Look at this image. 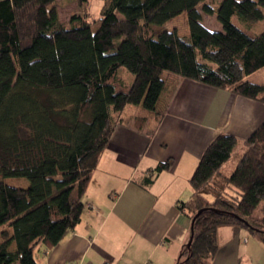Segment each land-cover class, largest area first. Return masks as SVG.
Returning <instances> with one entry per match:
<instances>
[{
  "label": "trees",
  "instance_id": "1",
  "mask_svg": "<svg viewBox=\"0 0 264 264\" xmlns=\"http://www.w3.org/2000/svg\"><path fill=\"white\" fill-rule=\"evenodd\" d=\"M100 1L97 19L63 21L57 0H0V176L29 181L0 183V229H12L1 234L0 264H38L37 246L52 249L77 227L121 114L141 105L155 113L164 72L264 103V78L251 80L264 70V31L251 29L264 19V0ZM214 13L221 30L203 23ZM182 14L188 36L165 28ZM123 67L134 75L131 84L119 75ZM241 145L235 170L225 174ZM173 166L160 163L147 184ZM190 183L192 199L181 209L193 233L177 264H212L225 226L264 244V209L255 216L264 201V123L242 144L233 135L216 137Z\"/></svg>",
  "mask_w": 264,
  "mask_h": 264
},
{
  "label": "crops",
  "instance_id": "2",
  "mask_svg": "<svg viewBox=\"0 0 264 264\" xmlns=\"http://www.w3.org/2000/svg\"><path fill=\"white\" fill-rule=\"evenodd\" d=\"M162 79L155 113L121 114L83 198L81 222L56 247L41 246L38 264H177L192 227L181 205L192 199L190 179L200 159L221 134L242 144L264 123V103L170 72ZM243 150L241 145L223 172L235 170ZM168 160L174 166L148 185L146 177ZM252 236L221 227L212 264H263L264 244Z\"/></svg>",
  "mask_w": 264,
  "mask_h": 264
},
{
  "label": "rangeland",
  "instance_id": "3",
  "mask_svg": "<svg viewBox=\"0 0 264 264\" xmlns=\"http://www.w3.org/2000/svg\"><path fill=\"white\" fill-rule=\"evenodd\" d=\"M218 2H221L222 0H217ZM58 4V11L60 18L63 21L69 20L73 15L76 14H87V16L91 19H97L100 16L101 9L103 7V3L100 0H89V3L86 5H80L76 0H57ZM203 23L206 27H208L211 30H221L222 26L220 22L217 19V14L214 13L211 16H205L203 19ZM235 23L241 24L239 20H235ZM96 28V27H95ZM165 28L168 30H173L176 29L179 33L180 36H188L189 35V26H188V21H187V16L186 14H182L179 17L172 19L171 21L167 22L165 25ZM253 31L256 33L264 31V19L257 22L252 28ZM119 75L123 78V80L127 84H131L134 80V75L126 68L123 67L119 71ZM264 78V70L260 71L259 73L251 76V80L257 83L263 82ZM140 109V110H139ZM126 117H131L128 116L129 114L133 115H151L150 112L145 110L143 107L139 106H132L128 109L125 110ZM231 169L233 168V162L230 164ZM229 169L225 170V174H229L231 171H228ZM1 181L15 187H26L29 185V181L25 178H6L3 179L0 176V183ZM263 209H264V201L261 202L258 210L255 213L256 217H261L263 214ZM256 225V224H255ZM258 225V224H257ZM259 226V225H258ZM263 227V226H260ZM259 228V227H258ZM3 229H7L3 228ZM0 229V241H2L4 238H2V230ZM250 239H252V234L248 231ZM10 234V233H9ZM263 243V242H262ZM42 250V247H36L34 249V256ZM261 261H263L264 264V258H261Z\"/></svg>",
  "mask_w": 264,
  "mask_h": 264
},
{
  "label": "water",
  "instance_id": "4",
  "mask_svg": "<svg viewBox=\"0 0 264 264\" xmlns=\"http://www.w3.org/2000/svg\"><path fill=\"white\" fill-rule=\"evenodd\" d=\"M193 224H194V222L192 223V227H191L192 228V233H193Z\"/></svg>",
  "mask_w": 264,
  "mask_h": 264
}]
</instances>
